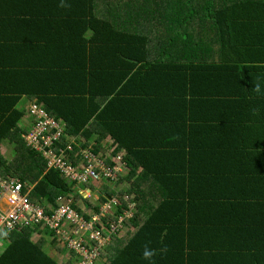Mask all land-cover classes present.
Returning a JSON list of instances; mask_svg holds the SVG:
<instances>
[{
  "label": "trees",
  "instance_id": "1",
  "mask_svg": "<svg viewBox=\"0 0 264 264\" xmlns=\"http://www.w3.org/2000/svg\"><path fill=\"white\" fill-rule=\"evenodd\" d=\"M251 46L264 48V0H0V178L19 179L31 203L42 207L73 196L77 209L85 200L28 144L30 106L18 108L27 97L66 124L54 151L64 149L67 164L78 168L87 150L109 151L110 168L119 157L128 188L117 196L134 205L122 226L132 233L143 226L144 212H187L213 197L249 210L246 197L257 196L264 207V77L241 68L238 91L220 86ZM219 70L222 76L212 79ZM108 139L111 150L103 145ZM4 144L13 147L12 159ZM68 145L72 151H65ZM105 189L107 198L85 201L95 212L116 196ZM118 200L113 221L127 210ZM156 217L148 223L164 227L167 219ZM29 231H0V241L12 245L0 248V264H16V255L26 253L40 259L34 264H78L76 256L59 262L42 246H18ZM115 243L113 237L101 264H168L166 257L194 264L189 246L164 254L167 246H147L157 255L146 260L145 246ZM54 247L74 255L67 246ZM248 250L253 254L235 255L230 264H250L251 256L264 264L263 249Z\"/></svg>",
  "mask_w": 264,
  "mask_h": 264
},
{
  "label": "crops",
  "instance_id": "2",
  "mask_svg": "<svg viewBox=\"0 0 264 264\" xmlns=\"http://www.w3.org/2000/svg\"><path fill=\"white\" fill-rule=\"evenodd\" d=\"M260 48L262 46H251V52L243 57L245 61L241 63L236 62L234 68L239 67V69L223 75L225 76L223 79L225 84L221 82L220 86L226 87L227 89L225 90L228 93L232 89L239 90L234 88L241 81V77L236 74L241 68H245L244 71L246 73L252 72L260 77H264V48L261 51L259 50ZM254 57L258 59L254 60ZM252 65L255 67L254 70L249 69ZM163 73H159L160 78L163 81H168L169 76ZM212 74V79L222 76L220 70ZM213 85L215 84H208L206 88L211 89ZM30 101L32 103V99L23 97L18 108L27 110L31 105ZM109 144L111 147L113 146V142L110 139L107 140L106 144H103L107 150L110 149ZM3 146L5 147V144ZM3 153L6 154L5 149ZM100 153L107 155V153L105 154L102 151ZM199 154L196 153L195 156ZM204 154L210 157V150H206ZM209 169L211 170L210 176L213 182L212 172L216 170V165L211 162ZM125 177L126 173L123 179ZM148 185H152V183L149 182ZM92 187L95 189L90 190L86 188V195L91 193L92 196H95L94 201H96L98 193L102 191H99L98 186ZM125 187L128 188V183L123 180L119 188L123 190ZM214 198L212 202L207 199L201 200L205 203L204 206H196L191 203L194 208L187 212L171 210L144 212L141 214L144 217H139L138 219V221L141 219L140 223L143 226L136 233H132L134 232L132 226L127 229L125 228L129 234L125 235V233L119 239L114 237L117 243L113 244V246H167L168 250L173 246H189L187 252L191 254V260H193L194 264H230L236 259L235 255L244 254L250 256L253 254L249 250L247 251V249L264 250V207L258 202V197H246L249 210H234L220 199H217V202H215ZM153 201L160 202V197H155ZM151 215H156V219H167L165 226L156 227L155 225H150L148 221L151 219ZM2 246H12L11 240L10 242L1 240L0 248ZM18 246H42L44 253L54 260L61 262L66 258L62 254L56 253L54 240L48 234L30 232L25 236V240H21ZM106 255L108 256V254ZM107 256H103L99 264L106 262ZM60 257L62 259L59 260L58 258ZM16 259V264H34L35 262H40V259L28 253L26 255H16ZM179 261L180 258L178 259L177 257L174 259L166 257V263L168 264H179ZM244 261L248 262V258H244ZM250 264L263 263L254 261L251 256Z\"/></svg>",
  "mask_w": 264,
  "mask_h": 264
},
{
  "label": "built area",
  "instance_id": "3",
  "mask_svg": "<svg viewBox=\"0 0 264 264\" xmlns=\"http://www.w3.org/2000/svg\"><path fill=\"white\" fill-rule=\"evenodd\" d=\"M29 111L32 129L26 136L28 144L47 160L49 170L57 169L65 181L75 186L74 192L78 190V194L81 195L80 189H86V186L113 184L125 170L119 157L113 158V167L110 168L107 165L108 157L101 153L95 154L93 150L85 151L78 168L67 164L61 157L64 149H60L59 153L54 151V144L66 124L48 115L43 105L32 103ZM66 148L65 151H72L71 145ZM28 187L31 189L30 185ZM30 192H24V185L19 179L3 181L0 178V231L14 233L27 228L36 234H48L55 238L57 244L64 242V246L72 251L80 264H98L108 245L102 246L106 239L110 237L112 240L117 236H111L107 231H111L113 226L122 225L124 219H132L131 212L134 211V205L129 202L126 195L116 194L111 200L100 204L98 212H95L90 207L78 206L75 209L73 196L59 198L56 208L42 207L31 203ZM118 198L127 203V210L123 212L121 218L113 221L110 217L120 207ZM90 210L99 216L98 220L90 217ZM99 224H102L103 228ZM103 232L107 234L106 237L102 235ZM92 243H96L97 246H87Z\"/></svg>",
  "mask_w": 264,
  "mask_h": 264
},
{
  "label": "rangeland",
  "instance_id": "4",
  "mask_svg": "<svg viewBox=\"0 0 264 264\" xmlns=\"http://www.w3.org/2000/svg\"><path fill=\"white\" fill-rule=\"evenodd\" d=\"M5 148H6L5 149L6 158L12 159L14 157V153H15L13 147L6 145ZM109 148L110 149H108V150H111L112 149V147L110 146V144H109ZM114 161H115V159H114ZM75 193H78V190H76ZM80 193H81V195L84 196V198H88L91 195V193H89V194L86 195V190L85 189H82V188L80 189ZM94 197L95 196L93 195V199H94ZM93 199L89 200V202L94 203V200ZM88 205L89 204H87L84 200L83 201L81 200V201L78 202V206L80 208L89 207ZM89 213H90V217H92V218H94L96 220L99 219V216H96L94 214L93 210H90ZM99 225L102 226V228H103V225L102 224H99ZM107 232H109V234L111 236L117 235L116 238L119 239V238H121L126 233V230L123 228L122 225H116V226H113V229L111 228V231L108 230ZM66 239H67V237H65V240ZM53 240H54V244L57 246V244L55 242V238H53ZM110 242H111V238L109 237V238L106 239V241L104 242V244L102 246H104L105 244H110ZM58 246H64V242H58ZM60 254H62L63 257L66 256L67 258H69L70 256H72V257L75 256V255H72V254H69V253L65 254L63 252L60 253ZM58 259L60 260V259H62V257H60ZM78 264H80L79 261H78Z\"/></svg>",
  "mask_w": 264,
  "mask_h": 264
},
{
  "label": "clouds",
  "instance_id": "5",
  "mask_svg": "<svg viewBox=\"0 0 264 264\" xmlns=\"http://www.w3.org/2000/svg\"><path fill=\"white\" fill-rule=\"evenodd\" d=\"M61 6H64V5L62 4ZM255 91H256V92H259V91H260V84H259V83H257V84L255 85ZM124 174H125V170L120 174V176L118 177L117 181H116L115 183H113V184H108V183H107V184H103V185L98 186V187H99V191H101V190H102V191H105V190H106L105 188H110L111 190H113V192L115 193V195H116V194H119V191H120V192H123L124 190L120 189L119 187H120L121 184H122L121 179H123ZM101 188H103V189H101ZM87 189H89V188H87ZM100 189H101V190H100ZM85 190H86V189H85ZM103 196H106V195H104V194L102 195L101 192H99V193H98V198H97L96 201H94L93 204H97V203L99 202L98 200H99L100 198H103ZM91 199H93L92 194H91L86 200H84V201H89V200H91ZM103 199H105V198H103ZM93 200H94V199H93ZM80 201H81V200H80ZM166 252H167V248H164V249L161 250V254H164V253H166ZM142 255H143V258H144V259H146V260H151L154 256L157 255V252H156V250L151 249V248L145 246Z\"/></svg>",
  "mask_w": 264,
  "mask_h": 264
}]
</instances>
